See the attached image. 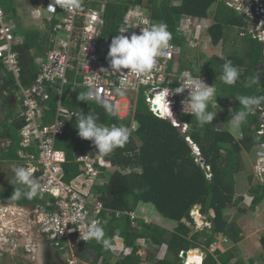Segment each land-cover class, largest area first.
Here are the masks:
<instances>
[{
	"label": "trees",
	"instance_id": "trees-1",
	"mask_svg": "<svg viewBox=\"0 0 264 264\" xmlns=\"http://www.w3.org/2000/svg\"><path fill=\"white\" fill-rule=\"evenodd\" d=\"M0 1L7 15L18 18L17 8L12 0ZM132 5L146 6L154 22L167 25L173 36L171 42L182 48H188L189 43L179 31L181 18L185 14L195 18H212L208 34L215 46L225 43L226 27H234L240 31L249 28V18L230 8L225 0H109L105 9L106 36L113 38L118 34L125 14ZM212 8L213 16L210 13ZM17 27L16 33L23 36V41L16 47L20 54V81L24 86L32 87L39 75L35 59L37 56H45L53 47L52 38L55 34L49 23L44 27L25 28L20 21ZM262 44L259 39L249 36L244 41L241 54L235 51L225 55H213L203 64L188 56L185 64L182 61L181 70H189L195 75H209L218 95L216 101L210 104V110L217 111L210 124L200 127L190 113H178L181 122L188 125L186 132L198 146L200 155L194 152L191 143L173 122L151 113L145 89L141 90L135 108L129 115L110 116L99 103L78 99L79 91L83 92L86 88L79 85L81 75L76 67L68 71V82L62 88L66 108L84 115L94 112L98 116V123L104 126L124 124L132 133L123 147L106 156V159L117 167V171L106 175L108 182L101 183L103 176H99L94 184V191L111 211L108 215L104 212V218L107 219L104 225L106 236L113 241L115 235H119L124 244L132 247L133 251L114 262L111 249H105L102 243L91 240L82 242L80 249H76V256L80 260H87L88 256L92 255L89 259L94 264L99 261H102V264H181L182 251L203 246L208 248V255L203 264H246L243 259L233 262L236 257L235 246L224 252L216 249L211 253L209 249L219 235L226 236L229 242L242 237V231H238L233 223H229L226 216L228 210L237 208L239 213L244 214L247 209L256 207L264 199V182L252 181L253 170L245 161L246 155L253 157L256 146L264 143V135L257 139V131L262 122L258 110L248 116L246 123L236 128L237 134L230 127L236 111L241 107L236 95H264V88L254 73V68L264 61ZM225 60H231L241 72L235 85H226L219 79ZM73 62L76 65V61ZM59 87L58 84L48 87L52 98L47 103L41 102L45 108L42 117L44 124L55 120L57 100L60 96ZM20 93L13 72L9 71L0 59V143L10 141L8 146H0V157L14 159L4 160L5 162L20 161L17 160L20 158L19 134L26 122L17 111L18 103L12 102ZM21 105L23 111L22 99ZM77 125L78 119L74 117L67 124L64 134L57 140V147L67 152V162L64 164V179L67 182L80 173V165L75 160L74 153L97 152L92 141L79 137ZM210 174L211 177L208 176ZM243 176L248 179L245 184L248 192L254 195L247 209L242 206L244 197L236 196L237 180ZM11 196L6 190L0 191V201H12ZM23 199L18 201L24 203ZM141 203L153 205L164 218L176 222V228L170 231L152 221L132 219L129 215L118 218L114 214L115 211L135 212ZM196 205H200L202 214L212 220L211 229L196 230V223L191 215V210ZM211 210L214 211V216L211 215ZM260 241L264 262V234L261 235ZM163 246H166V253L162 258L159 253ZM143 248H146L144 259L139 254ZM63 253L66 252H59L61 256ZM200 259L201 255L192 251L187 257V264H200Z\"/></svg>",
	"mask_w": 264,
	"mask_h": 264
},
{
	"label": "built area",
	"instance_id": "built-area-1",
	"mask_svg": "<svg viewBox=\"0 0 264 264\" xmlns=\"http://www.w3.org/2000/svg\"><path fill=\"white\" fill-rule=\"evenodd\" d=\"M108 1L82 0V7L73 12L55 5L54 0H41L34 11L35 17L43 21L42 27L49 23L55 35L52 38L53 47L45 56H37L35 59L39 67V75L32 87L24 86L20 81V54L16 47L23 41V36L16 33V25L12 21H6V12L0 1V59L8 70L13 72L20 87V97L24 106L20 117H24L26 122L19 134L21 141L18 155L26 166L29 164L35 167L34 175L45 189L40 196L32 200L25 198L24 203L16 200L0 201V256L2 257L12 259L26 257L34 264H41L44 260L42 253L44 254L46 246L47 249L49 247L58 252H66L67 258L63 259L64 264H86L76 256L77 245L87 242L82 239L86 225L96 219L104 227L107 222L104 212H107V215L111 212L105 207L100 195L94 191V184L99 176H103L100 179L101 183L108 182L106 175L117 171V167L106 157H100L97 152L94 154L75 152L80 173L70 182L64 179L67 152L57 147V140L64 134L67 124L80 114L76 110L66 108L63 102L62 88L68 82L67 74L70 69L76 67L81 75L79 85L84 88L94 78L103 97L109 99L115 106L116 114L123 117L129 115L135 108L142 89H145L146 101L151 113L164 118V115L173 117L174 112L186 113L182 102L187 99L188 90L185 89L181 93H175L173 90L189 76L200 77L204 83L215 87L209 75H195L189 70H181V66L179 69L175 67V56L181 53V47L172 42L168 54L159 60L155 70L139 78L131 74L113 72L107 57L113 38L104 34L105 9ZM225 1L230 8L249 18V28L247 31L246 29L240 31L241 35L247 34L264 44V0ZM49 5H53L55 11H49ZM144 18L154 22L146 6L132 5L125 14L119 31L128 27L127 32L122 34L128 36L133 32L139 34ZM210 25L211 22L207 18H195L185 14L181 18L179 31L189 41H200ZM73 61H76V65ZM123 71L127 73L128 70L123 69ZM124 79L129 81L128 91L125 95H117L114 89ZM56 84L60 86V96L57 100L55 120L44 124L42 117L45 108H42L41 102L52 98L48 87H54ZM167 88H169L167 96L169 107L160 101L159 96V93ZM122 103L127 104L126 111H122ZM157 109L166 111L159 114ZM258 113L262 120L257 131L260 138L264 135V107L258 109ZM171 122L175 126L178 125L175 119ZM187 127L185 123V130ZM187 140L191 143L194 152L200 155L198 146L190 137ZM256 171L258 177L263 179L264 143L259 152ZM208 176L211 177V174ZM252 200L253 197L247 196L246 204H251ZM114 214L118 218L124 215H129L132 219L136 218L135 212L115 211ZM191 215L195 220L196 230L213 227L212 220L202 214L200 205L192 208ZM185 222L190 224L188 221ZM113 241L111 248L113 252L124 256L132 253V247L125 245L119 235H115ZM213 245L211 248L214 247ZM196 250L202 253L203 264L205 259L203 250L201 248Z\"/></svg>",
	"mask_w": 264,
	"mask_h": 264
},
{
	"label": "clouds",
	"instance_id": "clouds-1",
	"mask_svg": "<svg viewBox=\"0 0 264 264\" xmlns=\"http://www.w3.org/2000/svg\"><path fill=\"white\" fill-rule=\"evenodd\" d=\"M54 2L63 10L73 12L82 7V0H54ZM48 10L55 11V7L49 5ZM142 25L139 34L133 32L130 36L124 35L122 33L128 30V27H124L120 29V34H117L111 40L107 57L113 72L131 74L139 78L155 70L158 67L159 60L168 54L173 36L167 25L151 22L147 18L142 19ZM123 69H127V73ZM240 76L239 68L234 66L231 60H225L219 74L220 81L232 86L237 83ZM128 87L129 81L124 79L119 82V86L115 87L114 91L117 95H125ZM85 88V91H79V100L95 101L100 104L108 115H116L114 104L103 97L94 78ZM185 89L188 90V97L182 102L184 112L195 117L196 123L200 127L212 123L217 111L210 110V104L214 100L216 101L218 96L216 88L213 85L204 83L200 77L193 78L189 76L185 81H181V85L173 91L181 93ZM168 95L169 88L159 93L160 101L166 107H169ZM235 97L241 106L233 117V123L236 127L246 123L248 116L255 110L264 107V95H236ZM76 127L78 128L79 137L92 141L100 157L109 156L115 149L123 147L132 134L130 128L124 124L104 126L98 123V116L94 112L87 115L81 113ZM27 165V167H24L16 164L10 167L12 173L11 183L16 186L11 196L13 200L22 198L32 200L40 196L45 190L34 175L35 167ZM82 239L87 242L95 240L102 243L105 249L113 247L111 239L106 236L105 228L96 219L86 225V231L83 233Z\"/></svg>",
	"mask_w": 264,
	"mask_h": 264
},
{
	"label": "crops",
	"instance_id": "crops-1",
	"mask_svg": "<svg viewBox=\"0 0 264 264\" xmlns=\"http://www.w3.org/2000/svg\"><path fill=\"white\" fill-rule=\"evenodd\" d=\"M10 18H12V17H10ZM207 19L212 24V18L211 17H208ZM12 20H13L12 22L15 25L16 24L18 25V22H19L18 20H15L14 18H12ZM36 20H38V18ZM41 22L43 23V21H41ZM21 23H23V25L25 26V28H28L29 27V26H27L26 23L24 24L23 21ZM17 25H16V28H18ZM42 26H38V27H42ZM245 31H247V29ZM238 32H239L238 33V36H240L242 38H245L246 39L247 37H249V35H247V34L241 35L240 30H238ZM207 34H208V31H207ZM208 36H210V35H208ZM226 37L228 38L229 36L227 35ZM210 39H211V37H210ZM233 42H234V44L232 45L233 51H231L230 53H234L236 51V48L238 46H239L240 49L243 48V44L242 43L244 42V40H242L240 42H238L237 40L236 41L234 40ZM12 102H13V104L18 103V105H17V111H18L19 115H21V113H22V111H21L22 110L21 100L19 101V100H16V98H13ZM46 103H47V101H46ZM42 108H44V106H42ZM233 124L234 123H232V125ZM232 125L230 127L232 129H234L235 130V133L237 134L238 133L237 130H236L237 127L236 126H232ZM232 132L234 133L233 130H232ZM257 139H260V138L258 137ZM9 143H10L9 140H5V141H2L0 143V146L5 147V146H8ZM261 149H262V144H258L256 146V148H255L256 154L253 157H250L249 155H246V160L245 161H247L248 167H251V165L254 164V166L251 167L252 169L254 167L253 177H252V181H254V182H257V181L264 182V178L263 179H260L258 177V174H257V171H256L257 161L259 159V152L261 151ZM255 157H256V160H250V159H254ZM4 160H14V159H7L4 156H1L0 157V166H4V167L7 166L8 167V170H7L8 171V174H12L10 167H12L13 165L20 164V166H23V164H24V162H22V161H18V162L15 163L13 161H10V162H7L6 161L5 162ZM17 160H22V159L19 158ZM254 161H255V163H253ZM107 178H108V176H107ZM247 183H248V179L245 176H243V178L237 180V183H236V186H235L236 187V191H237L236 196L237 197L238 196H243L244 197L242 206L245 209H247V207H250L248 204H246V201H245L246 197L247 196H250V197H253V199H254V195L253 194H250L248 192V188L245 186V184H247ZM23 200H25V198ZM16 201H18V200H16ZM263 201H264V199L261 201V203ZM261 203H259L254 208L247 209L246 210V213H244V214L239 213L237 211V208H233V209L228 210L226 212V216L228 217L229 223H233L236 226L235 228L238 231H242L240 233V235L242 237H241V239L236 240L234 242H231V241L229 242V240H227V241L224 240L225 238H227L226 236L219 235L218 238H217V240L214 242V243H217V245H213L214 244L213 243L212 245L214 247L210 248L209 251L212 253L216 249H220L222 252H224V251H226L228 249H232L235 246V254H236V257L233 260V262L235 260H237V259H243L246 264H264L263 259H262L263 248H262V244H261V241H260V238H261V234L260 233H261V230H264V227H263V224L258 223L260 214L256 213V209H257V207ZM154 210L157 212V214L155 213ZM137 211H141L142 213L145 212L146 214L150 212L154 218L159 219V221H160L159 223L161 225L165 226L166 228H167V225L168 226H171L170 228H167L170 231H173L176 228V226H177V223L174 222V221H170L171 223H166L165 220H164V218H163V216L151 204L141 203L138 206V208H137V210L135 212H137ZM211 215L214 216V211L213 210H211ZM241 222H242V224H240ZM244 224L246 225L245 228H244ZM80 244L77 245L76 249L77 248L80 249V247H79ZM201 249L203 250V255H208V253L206 252L208 250V248L201 246ZM48 250L54 251L53 256L55 257V259H58L60 261L63 259L62 256L59 254V252L57 250L51 249L49 247H48ZM192 251H195V250H191L189 252V254ZM112 253H113V251H112ZM165 253H166V250H165ZM4 259L6 260L7 257L0 256V260L3 261ZM23 260H25V259H23ZM114 260L115 259L113 258V261ZM88 264H94V263L91 262V263H88ZM97 264H102V261H99Z\"/></svg>",
	"mask_w": 264,
	"mask_h": 264
},
{
	"label": "rangeland",
	"instance_id": "rangeland-1",
	"mask_svg": "<svg viewBox=\"0 0 264 264\" xmlns=\"http://www.w3.org/2000/svg\"><path fill=\"white\" fill-rule=\"evenodd\" d=\"M13 4L16 6L17 11H18V18H16L15 20H18L19 22L23 21L24 24L26 23L27 26L29 27H35V26H42L43 23L41 22V20H36L37 18L35 17V10L38 8V6L40 5L41 0H12ZM213 9L212 8L210 10L211 15L213 14ZM213 16V15H212ZM6 21L10 22L13 21L12 18H10L11 16L6 14ZM36 18V19H35ZM157 23H160L158 21H155ZM238 29L234 28V27H226L225 28V43H220L218 46H215L212 43V40L210 39V36H208L209 34H207V30L205 31V33L203 34V36L201 37L200 41H196V40H191L188 43V48L187 47H181V56H182V61L185 64L186 61V56H188V58L193 59V60H199V63L203 64L205 61H208L209 59H211L213 57V55H225L226 53H230L231 51H233L232 45L234 44V40L240 42L242 40H246L245 38H242L240 36H238ZM229 36L228 38L226 36ZM194 42L196 44H194ZM244 44V42L242 43ZM239 45V44H238ZM241 47V46H240ZM239 49V50H238ZM236 51H238V54H241L243 52V48L240 49L239 46L236 48ZM202 56V58H200ZM215 60V59H213ZM216 63V61H214ZM196 70H198V68H196ZM16 100H21L20 95H16ZM133 101V100H132ZM2 103V100L0 98V105ZM22 107V105H21ZM128 108L126 103H122L121 104V109L122 111H126ZM232 126H235L234 124ZM239 131V130H238ZM256 154V153H255ZM258 158V157H257ZM250 160H256V157L254 159H250ZM255 163V161L253 162ZM254 166V164L251 165V167ZM8 167L7 166H0V191L1 190H6L8 192H10L11 194H13L14 190H15V185L13 183H11V175L12 174H8ZM254 170V167L253 169ZM10 185H9V184ZM248 188V187H247ZM155 211V210H154ZM155 213L157 214V212L155 211ZM256 213L260 214L259 217V221L258 223L263 224L264 227V201L257 207L256 209ZM136 218H142L147 222H156L157 224H160L159 219L154 218L152 216V214L149 213H142L141 211H137L135 212ZM164 218V217H163ZM166 223H171L170 220L164 218ZM242 224V222L240 223ZM245 224H244V228H245ZM171 226L167 225V228H170ZM261 235L264 234V230H261ZM114 242V241H113ZM112 242V243H113ZM149 243V241H148ZM147 243V246H149V244ZM146 248L140 249L141 251H139V254L143 257V259L146 256ZM48 250L46 248V246L44 247V252ZM165 250H166V246H163V248H161V252L159 253L160 257H164L165 255ZM197 251V250H195ZM43 259H45V254H43ZM66 253L62 254V258L65 259L66 258ZM113 256L114 259L117 260V258L119 257H123L122 254H119L118 252H113ZM92 255L88 256L87 260H83L85 263H91L93 262L91 259ZM21 258V257H20ZM23 259H27L26 257ZM22 258L20 260H23ZM203 257H201V261H202ZM58 260V259H56ZM114 260V261H115ZM7 261V264H16V262L18 263V261L14 262V260L12 258H8L5 260H1L0 264H5V262ZM26 263L31 264L30 260L27 259ZM25 262H21L18 264H26ZM59 264H64L62 261H60ZM142 264H146L145 262H143ZM182 264V263H181Z\"/></svg>",
	"mask_w": 264,
	"mask_h": 264
},
{
	"label": "water",
	"instance_id": "water-1",
	"mask_svg": "<svg viewBox=\"0 0 264 264\" xmlns=\"http://www.w3.org/2000/svg\"><path fill=\"white\" fill-rule=\"evenodd\" d=\"M263 48H264V44H263ZM264 58V56H263ZM182 64V56H181V53L179 52L176 56H175V67L177 69L180 68ZM254 73L257 75L258 79L260 80L261 82V86L264 88V61L261 62L260 64H258L255 68H254ZM42 92V90H41ZM157 107V106H155ZM160 110L157 109V113L160 114ZM165 119L169 120V121H172L173 119L176 120V122L178 123V125H176L178 127V130L182 132L183 136L188 138L189 135L188 133L186 132L185 130V123L181 122L178 114L176 112H174L173 114V117L169 116V115H164L163 116ZM80 118V114L77 116V119L79 120ZM203 161V160H202ZM24 167H27L26 164H23ZM190 251L188 250H184L182 251L181 253V258H182V263L183 264H187V257H188V254H189ZM204 257L206 258L207 255H204ZM189 264H193V263H189Z\"/></svg>",
	"mask_w": 264,
	"mask_h": 264
},
{
	"label": "flooded vegetation",
	"instance_id": "flooded-vegetation-1",
	"mask_svg": "<svg viewBox=\"0 0 264 264\" xmlns=\"http://www.w3.org/2000/svg\"><path fill=\"white\" fill-rule=\"evenodd\" d=\"M53 253H54V251H51V250L45 251L44 252V254H45L44 258L45 259L42 261L41 264H59L60 260H56L55 257L53 256ZM13 260H14V262L18 261V263H21V262H25L26 263V260H20V259H13ZM61 261L63 262V259ZM18 263L16 262V264H18ZM5 264H7V261L5 262ZM31 264H34V262H31Z\"/></svg>",
	"mask_w": 264,
	"mask_h": 264
},
{
	"label": "bare ground",
	"instance_id": "bare-ground-1",
	"mask_svg": "<svg viewBox=\"0 0 264 264\" xmlns=\"http://www.w3.org/2000/svg\"><path fill=\"white\" fill-rule=\"evenodd\" d=\"M165 111H166V110L162 111V113H165ZM196 252H197L199 255H201V257H203V256H202V253H201L200 251H196ZM201 263H202V261H201V259H200V264H201Z\"/></svg>",
	"mask_w": 264,
	"mask_h": 264
}]
</instances>
